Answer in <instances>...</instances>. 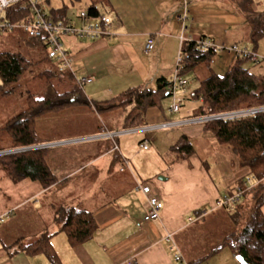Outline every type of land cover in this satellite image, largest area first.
Returning <instances> with one entry per match:
<instances>
[{
	"label": "crops",
	"instance_id": "1",
	"mask_svg": "<svg viewBox=\"0 0 264 264\" xmlns=\"http://www.w3.org/2000/svg\"><path fill=\"white\" fill-rule=\"evenodd\" d=\"M253 1L255 10L264 12L262 0ZM92 4L110 19L111 34L97 40L63 39L74 77L93 78L84 84L89 100H110L133 88L155 89L162 78L171 81L183 44L176 17L183 11L184 0H55L49 9L65 10L70 21L79 25L81 21L72 11L79 7L80 15ZM187 4L188 37L192 40L205 39L218 46L244 42L243 49L254 51L244 16L228 0H188ZM150 38L154 49L146 52ZM255 54L264 60V38ZM200 67L194 71L196 84L192 90L187 87L178 113L171 107L168 111L151 109L142 126L123 130L125 114L109 112L94 128L75 130L73 135L42 144L58 180L48 189L28 180L18 183L28 194L20 204L0 210V218L9 212L13 215L12 221L0 227V264H50L44 254L30 255L7 247L17 237L29 245L44 235H50L61 264H239L229 248L206 260L200 256L201 249L194 248L197 240L192 231L197 222L211 212L223 211L216 207L218 201L233 195L240 180L251 178L232 152L203 129L204 117H197L200 102L192 98V92L205 79L197 76ZM99 121H106L113 130L99 129ZM45 123L38 122L41 131ZM183 136L196 150L188 158L174 150ZM145 141L149 142L147 150L141 148ZM7 184L9 187L10 177ZM141 185H149L151 195L164 204L156 221H144L148 200ZM58 205L92 213L98 225L92 239L70 246L55 219L53 209ZM233 209L226 208L228 212ZM261 210L264 216V206ZM202 211L206 216H200ZM18 221L26 229L20 236L11 232ZM177 249L182 261L175 260Z\"/></svg>",
	"mask_w": 264,
	"mask_h": 264
},
{
	"label": "trees",
	"instance_id": "2",
	"mask_svg": "<svg viewBox=\"0 0 264 264\" xmlns=\"http://www.w3.org/2000/svg\"><path fill=\"white\" fill-rule=\"evenodd\" d=\"M228 1L244 16L255 52L259 41L264 38V12L255 10L253 0ZM85 11L91 20L102 16L95 4L86 6ZM46 13L47 18L55 23H68L71 20L65 10L57 13L51 9ZM31 15V0H22L9 6L3 19L15 25ZM2 32L12 42L13 50L0 52V98L20 94L26 102V108L0 128V153L46 143L48 140L42 137L38 121H46L74 108H87L96 119L109 112L124 111L122 129L130 130L142 126L147 112L161 109L164 99L171 97V81L162 78L157 81L155 89L133 88L110 100H89L84 85L78 82L71 71H61V63L49 57L46 36L31 37L24 29ZM197 41H186L180 48L181 75L184 78L199 66L211 67L218 55L217 49L201 50ZM249 60L236 58V63L223 75L213 74L201 81L192 92V98L200 102L197 117L264 108V75H257L246 67L245 62ZM98 128L113 130L106 121L99 124ZM203 129L210 132L220 146L228 148L240 168L247 169L251 179L256 182L252 188L246 189L245 180L239 181L245 192L233 205L235 208L232 207L229 219L236 227H240L225 232L219 244L204 260L229 248L236 257H242L246 264H264V216L261 210L264 206V112L236 120L204 122ZM5 138L7 140L4 141ZM174 150L182 158H188L196 151L187 136L180 139ZM47 158L48 149H37L0 155V164L14 183L28 180L48 189L57 182L58 177L53 173ZM247 198H251V203L249 209L243 211L241 201ZM53 210L56 222L61 225V231L66 234L70 246L92 239L98 228L92 213L63 205L54 206ZM50 239V235H44L25 247L19 241L21 245L17 250L30 255L44 254L50 264H61Z\"/></svg>",
	"mask_w": 264,
	"mask_h": 264
},
{
	"label": "built area",
	"instance_id": "3",
	"mask_svg": "<svg viewBox=\"0 0 264 264\" xmlns=\"http://www.w3.org/2000/svg\"><path fill=\"white\" fill-rule=\"evenodd\" d=\"M22 0H0V33L5 30H13V29H24L28 32L29 36L41 38L46 36L45 42L47 44L48 55L51 59L56 62L61 63L60 70H70L72 59L69 57L68 53L64 49L63 39L67 37H75L82 40H97L104 36H108L111 34V21L105 15L99 16L98 18L91 20L87 17V12L82 11L79 15V19L81 23L78 25L72 21L68 23L58 22L55 23L51 19L47 18L46 8L44 6L38 5V3L31 1V10L32 15L25 21L19 24L11 25L8 21L4 20V12L5 10ZM188 0H184V8L181 14L176 17L177 22L181 26V42L184 43L186 41H192L190 37H188L189 26L187 25L189 19V9H188ZM198 46L201 50H209V49H217L226 50L229 55H235L236 58H249L253 62H258L260 57L255 54V52H250L247 49L239 50L238 46H217L213 42L209 40H198ZM154 49V40L150 38L146 45V52H150ZM180 54L178 56V61L176 65V69L174 75L171 79L170 92L173 104L171 106V111L173 113H178L183 105V95L187 91L188 81L181 75V66H180ZM93 78H82L78 79V82L81 85L86 83H91ZM264 112V108L258 109H246L233 111L228 113L217 114L213 116L204 117L202 119L203 122L208 121H228V120H236L240 118H246L257 113ZM149 147V142L145 141L141 148L147 150ZM36 148L44 149L43 145L37 146ZM117 149V147H116ZM22 149L7 151L12 153H18ZM6 152L0 153V155H7ZM10 153V154H12ZM255 185L253 179H247L244 182V186L246 189H250ZM140 191L147 197L148 200V211L144 217L145 222L156 221L160 218V214L164 208V204L155 196L151 195V187L149 185H141L139 187ZM245 190L243 187L238 186L235 193L233 195L224 197L220 199L216 205L217 208H232L233 205L238 202ZM207 212L202 211L200 213L201 217L206 216ZM6 215L11 216L12 212L7 213ZM5 216L0 218V222H4ZM177 248V247H176ZM178 250V253L175 256L176 261H182L183 256L181 252Z\"/></svg>",
	"mask_w": 264,
	"mask_h": 264
},
{
	"label": "rangeland",
	"instance_id": "4",
	"mask_svg": "<svg viewBox=\"0 0 264 264\" xmlns=\"http://www.w3.org/2000/svg\"><path fill=\"white\" fill-rule=\"evenodd\" d=\"M33 2L39 3L40 5L44 6L46 8V11L49 13V7L53 6V3L55 0H31ZM264 4V0H262ZM61 3V1H60ZM264 8V7H263ZM78 10L81 11V9L78 7ZM77 9H74L72 11L74 17H79V12ZM84 10V9H83ZM73 18V17H72ZM222 29L219 28V32L221 33ZM21 33V32H20ZM12 42L8 40L7 36L2 33H0V52L2 50H13V46L11 44ZM218 46V45H217ZM245 46V43H238V49L242 50ZM252 50V48H251ZM252 52V51H250ZM215 64H213L212 67L207 66H201L199 72L197 73L198 78L204 79L207 78L213 74L217 75H223L227 70L228 66L231 64L234 65L236 63V57L235 55H229L226 50H219L218 55L215 57ZM260 63H255L253 61L245 62V66L250 68L252 72H254L257 75H264V60L262 58L259 59ZM255 63V64H254ZM194 72L187 75V79L189 80V90H192L194 88V85L196 84ZM32 78V76L30 77ZM173 101L172 98H166L163 102V107L166 111L169 110V108L172 106ZM185 111H188L190 108L189 104L187 106H184ZM26 108V102L23 100V98L20 97V94H17L16 96H8L5 98H0V128L6 123L7 120H9L11 117L19 114ZM182 111V108H181ZM91 110H88L87 108H74L73 110H68L62 113H59L57 115L52 116L51 118L46 119V123L43 125L44 129L42 130V137L46 140H58L61 138H64L65 136L73 135L72 133L75 130H81L85 131L86 129L90 127H95L96 124H98V120H102L105 118V116H99L97 119L93 117V113H91ZM119 113L126 114L124 111H119ZM44 120V119H42ZM39 120L38 122L42 121ZM99 124L100 121H99ZM39 127V126H38ZM42 125L39 127L41 130ZM70 131V132H69ZM123 131L122 129L119 130ZM159 131V130H154ZM7 140L6 138L4 141ZM152 151L154 149H151ZM8 179L9 176L2 170V166L0 164V210L7 205H10L11 207L16 206L17 204H20L24 201V198L27 196L28 190H25L23 188V185L20 186L15 184L10 179V186L8 187ZM8 188L9 191H8ZM33 204H37L36 201H32ZM242 203V209L243 211H247L249 208V204L251 203V198H247L244 201H241ZM32 204V203H31ZM221 212H211L205 219H203L200 222H197L195 225V228L193 229L192 235L196 237V243L194 244V248L201 249L200 256L206 257L210 251L215 248L220 240L223 237V234L227 230V227L233 231L237 230L239 227H236L235 224H233L230 219L227 217L229 213L231 214L233 210H229V212L226 209H222ZM7 214V213H6ZM4 215L6 218H4V224L0 223L1 226L7 225L10 221L13 219V215ZM18 216L20 214H17ZM228 221V222H227ZM230 221V222H229ZM17 223V222H16ZM9 228L12 226L9 225ZM22 227V228H21ZM11 232L13 235H21L26 233V229L23 228L22 222L18 221L17 224L14 225V227L11 228ZM19 237H17L18 239ZM11 239L9 243L7 244V247H10L12 250H17L19 248V239ZM15 241V242H13ZM201 241V243H199ZM12 242V243H11ZM22 246H27L23 245ZM198 255V253H197ZM203 264H209L203 263Z\"/></svg>",
	"mask_w": 264,
	"mask_h": 264
},
{
	"label": "water",
	"instance_id": "5",
	"mask_svg": "<svg viewBox=\"0 0 264 264\" xmlns=\"http://www.w3.org/2000/svg\"><path fill=\"white\" fill-rule=\"evenodd\" d=\"M37 149H40V148L30 147V148H27V149H22L20 152L31 151V150H37ZM6 153H7V152H6ZM6 153H5V154H6ZM10 153H12V152H8L7 154H10ZM236 259H237V261L239 262V264H246L242 257L237 256Z\"/></svg>",
	"mask_w": 264,
	"mask_h": 264
}]
</instances>
